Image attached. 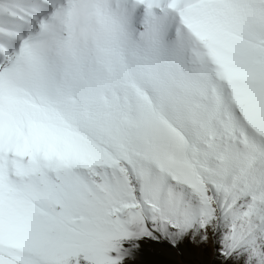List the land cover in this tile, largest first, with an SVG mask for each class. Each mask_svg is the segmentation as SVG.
I'll return each instance as SVG.
<instances>
[{"label": "snow or ice", "instance_id": "snow-or-ice-1", "mask_svg": "<svg viewBox=\"0 0 264 264\" xmlns=\"http://www.w3.org/2000/svg\"><path fill=\"white\" fill-rule=\"evenodd\" d=\"M144 57L0 71V264H124L142 239L264 264V0H149ZM124 244H128L125 248Z\"/></svg>", "mask_w": 264, "mask_h": 264}, {"label": "clouds", "instance_id": "clouds-1", "mask_svg": "<svg viewBox=\"0 0 264 264\" xmlns=\"http://www.w3.org/2000/svg\"><path fill=\"white\" fill-rule=\"evenodd\" d=\"M50 11L34 18L38 31L27 39L34 51L58 67L106 68L110 61L149 55L171 35L166 17L149 0H45ZM141 18L136 20L139 9Z\"/></svg>", "mask_w": 264, "mask_h": 264}, {"label": "bare ground", "instance_id": "bare-ground-1", "mask_svg": "<svg viewBox=\"0 0 264 264\" xmlns=\"http://www.w3.org/2000/svg\"><path fill=\"white\" fill-rule=\"evenodd\" d=\"M49 11L45 0H0V71L10 66L14 55L19 53V44L38 29L34 18L39 19ZM142 12V8L138 10L137 21ZM137 243L135 259H127L124 264H219L211 241L206 246L186 241L179 249L147 239Z\"/></svg>", "mask_w": 264, "mask_h": 264}]
</instances>
